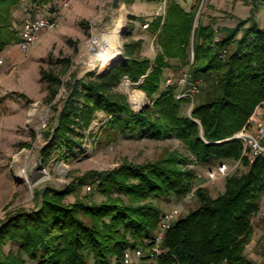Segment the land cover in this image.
<instances>
[{"label":"trees","instance_id":"obj_1","mask_svg":"<svg viewBox=\"0 0 264 264\" xmlns=\"http://www.w3.org/2000/svg\"><path fill=\"white\" fill-rule=\"evenodd\" d=\"M22 1L0 0V52L17 40L14 13ZM50 1L33 3L45 8ZM122 1H164L163 13L148 20L146 27L155 35L158 49L150 60L139 55L141 41L125 42L123 57L109 60L103 68L120 58L118 63L100 74L90 70L81 76L68 72L70 60L61 58V74L67 73L64 83L61 75L40 68L45 102L52 112L38 150L40 166L53 158L67 159L83 142L82 131L100 112L105 116L103 126L113 135L174 137L194 164L240 160L244 171L226 177L223 191L213 197L205 188L193 186L191 162L172 151L155 161H123L110 170L86 171L62 189L46 185L41 197L37 190L33 193V208L0 220V264H124V251L143 244L155 229L162 211L158 202L181 198L192 189L196 206L167 230L164 252L156 264H255L245 257L244 249L264 192V158L248 164L240 143L227 139L264 103V29L254 18L259 1L241 0L250 5L249 15L233 17L232 27L217 25L215 18L204 23L203 13H197L199 0L187 11L176 0ZM128 19L129 33L130 20L139 19L132 15ZM79 26L85 30L84 22ZM172 62L176 68L186 67L189 85L199 81L197 93L205 87L197 102V93L191 100L177 99L176 85H161L164 70H176ZM123 77L137 83L149 100L146 107L134 110L126 96L115 90ZM61 87L65 94L57 102ZM182 102L192 104L188 115L179 113ZM85 184L103 199L80 194ZM68 196L72 202L66 201ZM7 244L15 251L10 247L4 252Z\"/></svg>","mask_w":264,"mask_h":264},{"label":"rangeland","instance_id":"obj_2","mask_svg":"<svg viewBox=\"0 0 264 264\" xmlns=\"http://www.w3.org/2000/svg\"><path fill=\"white\" fill-rule=\"evenodd\" d=\"M56 1L51 0L44 4L45 8L36 6L33 0L22 1V6L15 14V29L18 30L22 19L27 16L26 13L34 15L52 6ZM194 1L176 0L185 9ZM248 5L241 0H199L197 13H203V22L206 23L209 18L227 19L220 14L229 18H233L234 15L242 17ZM163 10V3L147 1L127 3L120 0L113 4L112 0H71L58 28L44 33L46 38L44 44L38 45L41 35L33 46V48L39 46L38 54L33 57L30 56V52L26 57L20 54L16 62L10 61L6 56L3 57V64L0 65V220L17 210L33 208L35 204L33 193L43 186L62 189L73 178L81 176L86 171L110 170L123 161L134 164L155 161L172 151L180 153L191 162L188 168L194 171L192 182L194 187L205 188L213 197L223 191V179L216 184H210L205 178L206 171L214 169L217 163L210 165L192 163L191 154L174 137L155 139L136 134L113 135L115 133L112 130L103 126L105 116L100 112L95 113L87 131H82L83 142L67 159L53 158L46 165L40 166L38 150L44 144L42 134L49 124L52 112L45 102L47 91L45 82L40 80L39 69L54 71L61 75L64 83L67 80V73L61 74L62 68L58 60L68 58L70 60L68 72H76L77 76H81L86 71L94 70L95 74H100L110 67L103 68L106 62L120 54V58L123 57V43L131 40L141 41L139 55L151 60L158 46L155 35L143 25L153 16L161 15ZM128 15L139 19L130 20L132 29L129 33ZM79 22L85 23V30L79 26ZM175 65L172 62V66ZM185 68L179 66L176 70L165 69L164 79L167 77L178 79V73ZM161 85L163 86V83ZM115 90L124 94L136 111L149 104V100L138 89L137 83H132L125 77ZM205 90V87H202L195 94L196 102L203 96ZM64 94L65 91L61 87L55 100L60 101ZM191 105L190 102H182L180 115H188ZM259 112L264 119V111ZM223 162L229 166L233 164L232 160ZM235 171L242 172L244 167L239 166ZM79 193L89 194L97 201L103 199L89 184L82 186ZM184 197L171 196L160 200L159 204L155 200L151 201L157 203L161 210L180 205L179 218L196 206L194 197L183 199ZM66 201L72 202L73 197L68 196ZM258 205V211L251 219L253 232L250 242L244 249V255L255 264H264V192L258 198ZM141 246L142 244H138L134 249ZM10 247L15 251V247L9 244L3 247V251L6 252ZM134 249H131V252ZM26 264L34 263L26 261Z\"/></svg>","mask_w":264,"mask_h":264},{"label":"built area","instance_id":"obj_3","mask_svg":"<svg viewBox=\"0 0 264 264\" xmlns=\"http://www.w3.org/2000/svg\"><path fill=\"white\" fill-rule=\"evenodd\" d=\"M70 1L57 0L47 9L38 11L34 15H27L22 19L18 28L16 46L23 56L26 57L28 55L42 34L52 32L58 28L64 11L70 6ZM162 3L164 6V1ZM143 27H147V23ZM190 57H192V54H190ZM2 64L3 56L0 55V65ZM178 77V79H173V77L165 78L163 87L175 84V98L188 97L191 100L193 95L198 91L199 81L189 85L187 72L185 71L179 72ZM259 111H264V103L256 106L245 125L227 139L236 140L240 143L242 147L241 156L245 157L248 164H251L257 157L264 158V119L261 118ZM232 163V166H229L221 161L217 163L214 169L207 170L205 175L207 182L216 184L228 177L239 166H242L240 160L232 161ZM193 193L194 189L187 193L183 199H189L193 196ZM179 213L180 205L177 204L162 209L150 238L144 240L142 246L137 247L133 252L127 248L123 253V263L156 264L157 258L164 252L163 243L165 234L178 218Z\"/></svg>","mask_w":264,"mask_h":264},{"label":"crops","instance_id":"obj_4","mask_svg":"<svg viewBox=\"0 0 264 264\" xmlns=\"http://www.w3.org/2000/svg\"><path fill=\"white\" fill-rule=\"evenodd\" d=\"M24 1V0H23ZM22 5V4H21ZM185 11H187L188 9L183 8ZM249 10H250V5L246 6V10L243 14V16H239V15H234V17H239V18H245L249 15ZM225 11V10H223ZM17 10L15 11L14 14H16ZM225 12H229V10H226ZM67 15V14H66ZM220 16H224L225 18H220L217 21H219V23L217 22V25L219 26H226V27H232L235 24V19L234 18H229L228 16H225L223 14H220ZM65 18V16H64ZM255 21L257 22L258 26L261 27L262 29H264V0L259 1L258 5H257V10L255 12ZM44 42H46V38L45 35L42 34V37L40 38V41L38 43V45L40 44H44ZM38 45H36V47L32 48L29 52H30V56H35L36 54H38ZM20 52L17 49L16 46V42L11 43L10 45H8L2 52H0V55H2L3 57H7L10 59V61L12 62H16L19 60V56H20ZM22 55V54H21ZM22 60H24L23 57H21Z\"/></svg>","mask_w":264,"mask_h":264},{"label":"water","instance_id":"obj_5","mask_svg":"<svg viewBox=\"0 0 264 264\" xmlns=\"http://www.w3.org/2000/svg\"><path fill=\"white\" fill-rule=\"evenodd\" d=\"M121 32H122V31H121ZM121 32H120L119 34H121ZM118 62H119V60L117 59L114 63H112V65H110L109 69H110L112 66H114L116 63H118ZM44 190H45V186H43V187H41V188H39V189L37 190V194H38L39 197L42 196Z\"/></svg>","mask_w":264,"mask_h":264}]
</instances>
